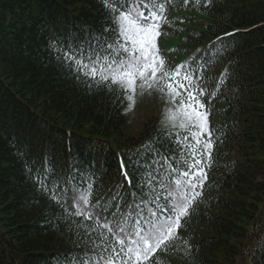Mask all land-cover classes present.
I'll return each mask as SVG.
<instances>
[{"label":"trees","instance_id":"trees-1","mask_svg":"<svg viewBox=\"0 0 264 264\" xmlns=\"http://www.w3.org/2000/svg\"><path fill=\"white\" fill-rule=\"evenodd\" d=\"M134 2L151 19L150 3L115 0L125 8ZM160 2L165 9L153 21L160 55L169 69L191 61L202 73L211 135L201 139L213 146L202 195L178 230L187 245L157 250L146 264H264V0ZM115 28L101 0H0V264H57L84 252L88 237L77 224L93 221L61 206L75 213L73 189L91 184L89 207L100 201V215L111 219L117 193L128 194L121 211H131L139 189L129 181L144 171L136 161L152 164L142 146L155 145L180 168L195 143L153 120L129 135L128 101L105 86L87 87L50 47L83 45L85 56L111 59V49L89 39L96 33L115 42ZM54 186L60 203L51 199ZM156 187L163 203L166 193Z\"/></svg>","mask_w":264,"mask_h":264},{"label":"snow or ice","instance_id":"snow-or-ice-1","mask_svg":"<svg viewBox=\"0 0 264 264\" xmlns=\"http://www.w3.org/2000/svg\"><path fill=\"white\" fill-rule=\"evenodd\" d=\"M101 2L111 14V22L116 25L113 31L118 32L119 39L112 42L103 35L92 33L89 44L95 42L99 48L111 49L115 55L111 59L100 55L85 56L83 45L57 48L55 43H50L51 48L61 53L57 59L67 62L76 78L82 79L87 87L105 86L117 99H126L129 102L126 111L134 106L138 89L141 96L145 92L151 94L153 90L160 93L169 105L165 112L166 122L172 128L178 127L185 132V139L190 136L195 143L186 145L187 155L181 159L180 168L168 164L165 153L155 145L142 146L152 155V164H140L139 160L136 161L144 171L135 185L129 181L131 187L139 189L138 192H131L133 202L127 205L131 211H121L128 194L121 196L117 193L113 200L120 202L111 219L100 215V201L89 207L91 184L83 192L73 189L77 193L72 198L75 213L69 212L68 207L63 204L61 206L69 215L83 216L85 220H92L93 224H77V228L84 229L83 235L88 237L83 242L85 251L58 258L57 264H146L157 250L175 248L177 241L187 245V241L179 236L178 230L184 226L182 221L189 216L193 204L202 195L201 189L207 180L206 169L212 163L213 141L201 139L204 133L211 135L209 113L202 103L206 89L199 83L202 73L193 68L191 61L169 69L160 55L156 43L160 35L159 25L153 21L157 16L156 10L165 9L164 3L160 0H140L144 6L148 3L152 5L150 19L139 10L135 2L127 8L117 6L115 0ZM104 31L108 32L109 29L105 27ZM200 67L202 65L196 66ZM155 164H161L163 171L154 168ZM124 167L121 160V169ZM157 172L160 173L159 176L156 175ZM123 174L128 179L127 171ZM39 183L44 186L43 180ZM157 184L166 193L163 203L160 202ZM45 191H48L46 187ZM52 191L51 199L60 203L61 196L55 191V186ZM150 204H155L156 207H149ZM111 206L109 202L102 211H107ZM94 232L97 237L91 238ZM188 249L190 253V246Z\"/></svg>","mask_w":264,"mask_h":264},{"label":"rangeland","instance_id":"rangeland-1","mask_svg":"<svg viewBox=\"0 0 264 264\" xmlns=\"http://www.w3.org/2000/svg\"><path fill=\"white\" fill-rule=\"evenodd\" d=\"M135 100L136 102L132 109L130 111H125L124 129L129 135L137 137L141 133L144 124L152 120L160 122V124L167 129H179L178 127L172 128L171 125L166 122L165 112L169 105L165 103V99L162 98L160 93L153 90L151 94L145 92V94L141 96L139 95L138 89ZM262 180L263 177L259 176L257 178L258 182Z\"/></svg>","mask_w":264,"mask_h":264}]
</instances>
